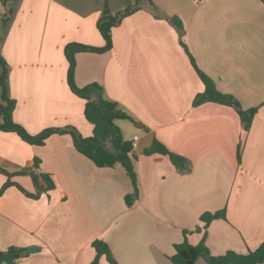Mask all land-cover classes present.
Listing matches in <instances>:
<instances>
[{"label": "crops", "instance_id": "1", "mask_svg": "<svg viewBox=\"0 0 264 264\" xmlns=\"http://www.w3.org/2000/svg\"><path fill=\"white\" fill-rule=\"evenodd\" d=\"M151 1L166 17L181 21L187 51L166 19L141 9L112 29L110 51L75 56V85H98L105 99L135 121L116 123L120 129L119 122L130 124L132 137L125 141L140 139L137 201L126 206L133 186L124 170L97 168L77 151L70 134H54L38 146L0 131V169L12 175L0 172V191L10 181L35 194L31 173L49 177L55 186L39 199L16 186L0 195V252L15 248V264H92L95 241L108 245L117 264H173L176 247L185 241L204 242L212 257L245 255L264 243V5ZM136 3L19 0L1 50L9 68V97L16 103L13 121L32 136L73 128L92 137L86 101L68 84L65 48H103L98 22ZM191 58L217 91L244 110H256L248 131L231 107L193 106L205 85ZM2 74L0 63V80ZM141 125L153 135L149 148L157 140L187 159L191 171L179 173L167 156L145 155ZM219 211H226V220L195 231L203 227V214ZM196 264L208 263L201 258Z\"/></svg>", "mask_w": 264, "mask_h": 264}, {"label": "trees", "instance_id": "2", "mask_svg": "<svg viewBox=\"0 0 264 264\" xmlns=\"http://www.w3.org/2000/svg\"><path fill=\"white\" fill-rule=\"evenodd\" d=\"M18 1L19 0H7L3 5L4 13L0 14V63L3 67V74L0 80L3 101V103L0 104V131L15 133L23 141L38 146L44 145L45 141L54 134H70L77 151L90 159L97 168H121L124 170L133 186V192L125 198L126 206L131 208L139 197L138 178L135 171V164L138 158L132 150L131 142H127L123 139L122 131L116 122L127 120L135 123V121L125 113L117 103L105 99L103 97V89L98 85H91L84 89H80L75 85V56L82 52L105 53L110 51L113 46L111 37L112 29L119 26L125 17L141 9L150 10L156 18L166 19L178 32L180 44L187 51L182 40L184 28L181 21L175 17H166L158 10L151 0H137L134 7H130L114 17L102 18L98 22L97 27L105 41V46L103 48L88 47L80 44H70L65 48V55L69 62L68 84L71 91L76 96L86 101L84 114L88 122L94 126L93 136L83 138L76 129L73 128L63 130L48 129L37 136H32L23 127L13 121V112L16 103L9 97V68L1 54L5 31L13 18ZM259 1L264 5V0ZM191 61L205 85V91L196 96L193 106L197 107L210 102L231 107L238 113L243 130L248 131L252 125L256 110H244L239 102L232 96L224 95L217 91L214 83L197 69L192 58ZM97 98L99 99L98 102L95 101ZM143 153L145 155L160 154L167 156L172 165L181 174H186L191 171L192 165L187 159L170 152L157 140H154L152 147L144 150ZM238 159L240 161V155ZM36 166H38L37 162ZM0 172L8 176V178L12 176L2 169H0ZM31 176L36 187L35 194H30L21 186L9 181L0 191V195H2L8 187L16 186L26 196L39 199L43 193L55 188L49 177L35 173H31ZM41 181L44 182V186L41 185ZM226 219V211L205 213L200 218L203 227H197L195 231L201 232L202 230H206L213 221ZM92 246L96 251V257L92 264H100V259L102 257L107 259L108 264H117L107 244L102 241H95ZM17 255L18 251L15 248L0 252V264H15ZM201 258L208 264H264V243L256 250L249 251L245 255L229 252L222 257H212L204 242L200 243L198 246H192L185 241L183 244L176 247V252L171 257V262L173 264H196Z\"/></svg>", "mask_w": 264, "mask_h": 264}, {"label": "water", "instance_id": "3", "mask_svg": "<svg viewBox=\"0 0 264 264\" xmlns=\"http://www.w3.org/2000/svg\"><path fill=\"white\" fill-rule=\"evenodd\" d=\"M6 2H7V0H0L1 5H4ZM95 101L98 102L99 99L97 98ZM141 128L147 134V137L145 140V145L141 146V148L144 150V149H147L151 146L152 140H153V135L150 134L149 129L142 127V125H141Z\"/></svg>", "mask_w": 264, "mask_h": 264}, {"label": "rangeland", "instance_id": "4", "mask_svg": "<svg viewBox=\"0 0 264 264\" xmlns=\"http://www.w3.org/2000/svg\"><path fill=\"white\" fill-rule=\"evenodd\" d=\"M119 123L121 124V129L124 139L131 138L132 135H130V131L127 129V127H130V124L126 121H121Z\"/></svg>", "mask_w": 264, "mask_h": 264}, {"label": "built area", "instance_id": "5", "mask_svg": "<svg viewBox=\"0 0 264 264\" xmlns=\"http://www.w3.org/2000/svg\"><path fill=\"white\" fill-rule=\"evenodd\" d=\"M139 142H140V139L138 137L133 138V140L131 142V147H132L133 152H136L139 150V148H140Z\"/></svg>", "mask_w": 264, "mask_h": 264}]
</instances>
